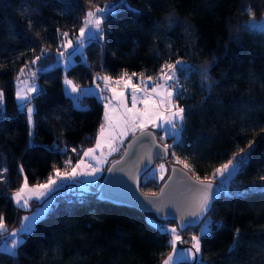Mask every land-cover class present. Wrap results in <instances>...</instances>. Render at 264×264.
Masks as SVG:
<instances>
[{"label":"trees","instance_id":"1","mask_svg":"<svg viewBox=\"0 0 264 264\" xmlns=\"http://www.w3.org/2000/svg\"><path fill=\"white\" fill-rule=\"evenodd\" d=\"M106 2L118 0H0V216L7 229L22 211L11 201L20 167L29 183L41 182L54 168L65 169L66 160L76 161L97 136L102 100L83 94L86 106L75 105L65 95L64 75L78 84L92 83L97 74L157 76L161 65L182 59L190 67L177 73L183 93L177 103L185 109L181 143L159 141L171 142L173 154L200 179H212L218 166L253 142L243 169L212 203L208 214L223 227L201 239L203 264H264V191L258 190L264 186V32L243 27L264 14V0H125L127 7L101 25L103 44L85 45L86 63L76 55L70 70L57 66V29L75 32L90 8ZM41 49L49 59L39 63L52 67L37 76L42 94L32 101L30 143L14 80ZM205 67L209 79L202 81ZM161 181L144 173L139 188L152 193ZM169 248L167 232L148 222L144 211L88 190L59 194L15 257L0 251V264H159Z\"/></svg>","mask_w":264,"mask_h":264},{"label":"snow or ice","instance_id":"2","mask_svg":"<svg viewBox=\"0 0 264 264\" xmlns=\"http://www.w3.org/2000/svg\"><path fill=\"white\" fill-rule=\"evenodd\" d=\"M122 6L127 7L125 0H118V3L113 5L97 7L95 11L85 13L82 21L83 26L79 28V33L75 36V39L69 38L67 32L60 33L59 29H57L60 43L56 52V65L63 64L65 71L70 70L74 65L73 57L76 55H80L82 62L86 63V57L83 55L85 45L92 41L101 45L103 44L105 33L101 25L107 23L109 17L114 16ZM29 26H31V21H29ZM243 27L247 30L264 32V22L260 24L250 22ZM70 49L71 51H69ZM48 59L49 57L45 50L41 49L40 55H36L30 62L25 63L16 78L19 82L17 84L16 100L22 110L25 108L27 110L30 136L32 135L31 127L34 125L33 113L35 111L32 106V101L42 94V90L35 84H30L29 80H35L40 71H49L52 65L48 67L40 65L35 71H33L31 66H37L38 62ZM189 67L182 59H177L174 63L166 62L161 65L157 76H144L143 74L138 76L137 73L129 75L127 72H123L118 78L113 80L110 76L97 74L92 78L94 87L86 89H81L79 84L65 77L63 82L64 92L70 99L77 100L78 95L88 94L96 95L98 99L104 101L105 111L103 122L98 130L94 146L82 150L83 156L76 160L74 165L72 164L71 158L65 161L66 169L70 168V171L54 168L53 174L47 178L46 182L37 183L33 186H29L27 178L25 177L24 182L18 190L12 193L11 201L15 202L17 208H29L30 201L32 200L41 201V204L38 205L40 209L39 213L23 217L19 228L11 232L10 237L5 235L7 230L3 217L0 216V241H3V252L5 254L15 257L18 248L23 245L27 235L33 231L34 225L47 215L48 208L46 204L50 193L59 190L65 183L78 182L82 177H94L103 170V165L108 162L107 157L119 150L117 147L118 142L122 144L124 138L129 134L139 143L147 142L148 138L152 142H155L157 137L161 141L171 137L174 145L181 143V132L183 131V124L185 122V109L177 103L183 95L177 73H185ZM26 71L29 73L28 79L21 80V76ZM133 77H137L138 82L134 83ZM201 77L202 81L209 79L206 67L201 71ZM100 82H103V88L100 87ZM211 86L209 85V89ZM129 89L130 93L128 95L131 98V106H128L126 102L128 99L126 93ZM105 92H109L111 95L105 96ZM33 93L35 95H32ZM2 104L3 92L0 91V105ZM139 105L143 107H139ZM0 118H3L2 111H0ZM137 133H139V136H137ZM154 146L156 148L160 147L159 144H154ZM169 147L167 143L163 145L165 155ZM252 147L253 142L249 141L247 151L240 149L226 164L216 168L212 179L208 177L204 179L195 177L194 183H186L187 191L183 194V208L179 216H172V220L176 222L177 227H172L171 229H166L163 225L157 227L158 231L170 234L169 245L172 251L163 260V264H172L174 255L177 253L183 259H191L195 264H203L201 239L210 238L213 235L214 227L215 229L223 227L222 223L214 222L208 217V213L212 209V201L217 195V189L214 185L217 184V181L221 177L232 175L242 170L249 158ZM104 149H107L106 153ZM71 151L77 153L79 150L72 148ZM97 151L100 152L99 156L95 155ZM126 155H129L127 150H125L124 154L120 156L116 163H120ZM85 158L88 159L89 163H85ZM154 158H160V154L156 153L153 156L149 152L148 163L150 164ZM177 162L179 163L180 161L177 160ZM160 167L162 170L163 165ZM184 168L188 171L191 170L187 163L184 164ZM3 171H6V168ZM107 171L112 172L113 167H109ZM20 172H23L22 167ZM260 179L264 180V176ZM217 187L224 190L223 185H218ZM258 190L264 191V186ZM87 191L88 188L82 186L81 194L83 195ZM146 195L158 197L157 200L153 201V203H157L160 198L164 197V189H161L159 196L155 192ZM188 217L194 219H188ZM194 225H199V234L192 235L190 241L182 240V233L188 231ZM178 228L180 231H178ZM238 237L239 229H236L233 240L234 247L238 244ZM178 243H190V248L180 250L177 248Z\"/></svg>","mask_w":264,"mask_h":264},{"label":"water","instance_id":"3","mask_svg":"<svg viewBox=\"0 0 264 264\" xmlns=\"http://www.w3.org/2000/svg\"><path fill=\"white\" fill-rule=\"evenodd\" d=\"M137 136H139V133H137ZM154 144H159L160 147L156 148ZM163 145L158 138L155 142H152L148 138L147 142L139 143L130 136L120 154L106 166L103 176L97 185V197L114 204L133 206L144 212L151 211L159 219L172 221L176 224L172 220V216H179L183 208V194L187 191L186 183H194L195 176L190 171L186 170L180 164L172 163L167 176L161 181L155 191L159 196L161 189H164V197L160 198L157 203H153V201L157 200L158 197L148 196L146 195L148 192H143L139 188L140 177L144 173H147L156 161L168 159L170 150L168 148L167 154L165 155ZM125 150H127L129 155L124 156V159L120 163H116L120 156L124 154ZM149 152L153 156L159 153L160 158L152 159V162L149 164ZM109 167H113L112 172L107 171ZM218 185L222 184L217 182L214 185L217 189V195L212 203L220 197L223 191L220 187H217ZM188 219L194 218L188 217ZM178 230L180 231L179 228Z\"/></svg>","mask_w":264,"mask_h":264},{"label":"rangeland","instance_id":"4","mask_svg":"<svg viewBox=\"0 0 264 264\" xmlns=\"http://www.w3.org/2000/svg\"><path fill=\"white\" fill-rule=\"evenodd\" d=\"M113 4H115V3H114V2H106V3H103L102 5L94 6V7L90 8L88 11H95V9H96L97 7H104L105 5H113ZM88 11H87V12H88ZM87 12H86V13H87ZM98 15H99V14H98ZM83 19H84V17L82 18V21H83ZM250 22H255V23H257V24H260L261 22H264V14H263L260 18H250V19L248 20V24H249ZM81 26H83V25H82V22H81L79 28H80ZM79 28H78L75 32H67V33L69 34V38H71V39H75V36L78 35V33H79ZM59 43H60V40H59V42H58V45H59ZM58 45H57V47H55V49L52 51L53 56H54L55 59H56V52H57ZM69 51H71V49H70ZM83 55H84V49H83ZM79 56H80V55H79ZM34 57H35V56H34ZM34 57H33V58H34ZM33 58H32V59H33ZM75 58H76V56L73 57V61L75 60ZM80 58H81V57H80ZM28 62H30V61H28ZM40 65H42V64L38 62L37 66H31V65H30V66L33 68V71H35L36 68L39 67ZM60 65H61L62 67H64L63 64H60ZM22 67H24V66H22ZM22 67H21V68H22ZM21 68H20V69H21ZM19 72H20V70L18 71V73H17V75H16V77H15V80H14V99H15V102H16V104H17L18 107H19V105H18V102H17V100H16V91H17V84H18L19 82L17 81L16 78H17ZM38 74H39V72H38ZM38 74H37V76H38ZM28 77H29V73L26 71L25 74H24L23 76H21V80L28 79ZM65 77H67V79H69V80H72V79L69 78L68 76L64 75V76H63V79H62V82H64ZM113 80H115V79H113ZM72 81H73V80H72ZM73 82H74V81H73ZM29 83H30V84H35V85L40 89V83H39V80H38L37 77L35 78V80H29ZM74 83H76V82H74ZM76 84H78V83H76ZM101 84H102V86L104 87L103 82H102ZM79 85H80L81 89H86V88H92V87H94L93 83H89V84H79ZM21 86L23 87V85H21ZM100 87H101V86H100ZM63 88H64V83H63ZM101 88H102V87H101ZM128 93H130V92L127 90L126 95H128ZM34 94H35V93H33L32 95H34ZM73 95H78V94H73ZM82 95H83V94L78 95V99H77V100H73V102H74L75 105H77V106H82V107H83V106H86V104H83V103L81 102V99H80V98H81ZM104 95H105V96H110L111 93H109V94H104ZM102 102H103V110H102V120H101V124H102L103 119H104V111H105V110H104V101L102 100ZM126 102L128 103V106H131V98H130V95H128V99H127ZM32 106H33V102H32ZM33 107H34V106H33ZM139 107H143V106H142V105H139ZM3 108H4V97H3V104L0 105V111H2ZM24 111H25L26 119H27V110H26V108L24 109ZM101 124H100V126H101ZM99 128H100V127H99ZM150 130H151V129H150ZM31 132H32V127H31ZM97 134H98V133H97ZM129 136H131V134H129L127 137H125L124 140L127 139ZM124 140H123L122 144L118 142L117 147H118L119 150L121 149V147H123ZM28 141H29L30 143L32 142V135H31V136L29 135V137H28ZM94 144H95V141H94V143H93L91 146L86 147L84 150H86V149L89 148V147H93ZM169 149H170V148H169ZM119 150H118L117 152L113 153L111 156H108V157H107V161H108V162L105 163V164L103 165V170L100 171L99 173H97L94 177H88V178H83V177H82V178L80 179V181H78V182H74V183H65L64 185L61 186V188H60L59 190H57V191H55V192H53V193H50V194H49L48 201H47V204H46V207L48 208V210L50 209L51 205L55 202V200H56V198L58 197L59 194L70 193V192H74V193H75V192H80L82 186H86V187L88 188V190H96V189H97V185H98L100 179H101L102 176H103V173H104V170H105L106 166H107V165H108V164H109V163H110V162L116 157V154L119 152ZM104 151H105V153H106V152H107V149H104ZM170 154H171V156H168V159H167V160H158L157 162H155V164H154V165L150 168V170L147 172V176L152 175V176L157 177L158 179H161V177H163V179H164V178L167 176V174H168V172H169V169H170V165H171L172 163L181 164V165H184V164H185L182 160H180L179 158H177V157L173 154V150H172V148H171V152H170ZM95 155H96V156H99V155H100V152L97 151V153H96ZM81 156H83V151L81 152V154H80V156L78 157V159H79ZM78 159H77V160H78ZM177 160H179L180 162L178 163ZM75 162H76V161L72 162V164L74 165ZM227 162H228V161H227ZM227 162H225L224 164H226ZM85 163H89V161H88L87 158H85ZM92 163H94V161H92ZM224 164H222V165H224ZM161 165H163V169H162V170H161V167H160ZM222 165L218 166L217 168L221 167ZM20 169H21V167H20ZM61 170H68V171H70V168H67V169L65 168V169H61ZM214 172H215V171H214ZM21 174H22V176H21V182H20V184L18 185V187L15 188V189L11 192V196H12V193L15 192L16 190H18V188L20 187V185L24 182L25 175H24L23 172H22ZM52 174H53V171L50 173V175H52ZM50 175H49V176H50ZM212 175H213V174H212ZM49 176H48V177H49ZM231 176H232V175H226V176H224V177H221L217 182H219L220 184L226 186L227 181H228V179H229ZM48 177H47V178H48ZM47 178H46L45 180L41 181V182H36V183H29L28 181H27V182H28L29 186H33V185H35V184H37V183H43V182H46ZM211 178H212V177H211ZM163 179H161V180H163ZM13 203L15 204V202H13ZM40 204H41V201L32 200V201H30V206H29V208H27V209L20 208V209H22L21 214H20V219H19L18 224H17L14 228L7 229L6 224H5V222H4L5 228H6V230H7L6 233H5V235H7V236L10 237L11 232L16 231V230L19 228V226H20V222H21V220L23 219V217H25V216H31V215H33V214H38L39 211H40V209L38 208V205H40ZM208 217L211 218V216H210L209 214H208ZM145 218H146V220H147L148 222L154 224L156 227H158L159 225H163L166 229H171L172 227H177L176 224H175L174 222H169V221L161 220V219H159V218H158L153 212H151V211H146V212H145ZM3 220H4V219H3ZM201 222H202V221H201ZM178 231H179V230H178ZM199 232H200V227H199V225H197V226L192 227V228L189 229L188 231L183 232L181 238H182V240H188V241H190V240H191V236L194 235V234H199ZM167 234H168V240L170 241V234H169V233H167ZM3 246H4V245H3V241H0V251H3ZM9 246H10V244H9ZM177 248L180 249V250H187L188 248H190V243H183V244H182V243H178V244H177ZM171 251H172V250H171V247H170L169 250H168V251L164 254V256L162 257V259H161V261H160L159 264H163V260L167 258L168 254H169ZM182 261H185V262H192L193 264H195V262L192 261L191 259H183V258H181V257L179 256V253H177V254L174 255V258H173V262H172V264H178L179 262H182Z\"/></svg>","mask_w":264,"mask_h":264},{"label":"built area","instance_id":"5","mask_svg":"<svg viewBox=\"0 0 264 264\" xmlns=\"http://www.w3.org/2000/svg\"><path fill=\"white\" fill-rule=\"evenodd\" d=\"M133 82H134V83H135V82H138L137 77H133ZM167 144L170 146V147H169V148H170L169 150H170V152H171V142H168Z\"/></svg>","mask_w":264,"mask_h":264},{"label":"crops","instance_id":"6","mask_svg":"<svg viewBox=\"0 0 264 264\" xmlns=\"http://www.w3.org/2000/svg\"><path fill=\"white\" fill-rule=\"evenodd\" d=\"M116 79V78H115ZM102 82H100V86L103 88V86H102V84H101ZM129 92H130V89L128 90ZM104 94H109V92H105Z\"/></svg>","mask_w":264,"mask_h":264}]
</instances>
